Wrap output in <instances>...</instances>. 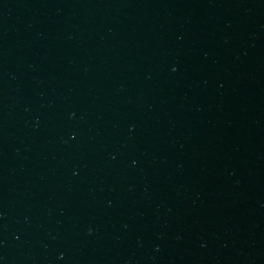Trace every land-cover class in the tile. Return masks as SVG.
Returning <instances> with one entry per match:
<instances>
[{
	"label": "water",
	"instance_id": "1",
	"mask_svg": "<svg viewBox=\"0 0 264 264\" xmlns=\"http://www.w3.org/2000/svg\"><path fill=\"white\" fill-rule=\"evenodd\" d=\"M0 264H264V0H0Z\"/></svg>",
	"mask_w": 264,
	"mask_h": 264
}]
</instances>
